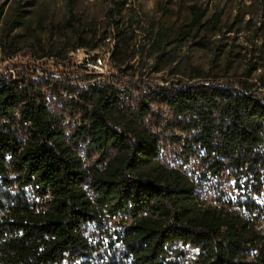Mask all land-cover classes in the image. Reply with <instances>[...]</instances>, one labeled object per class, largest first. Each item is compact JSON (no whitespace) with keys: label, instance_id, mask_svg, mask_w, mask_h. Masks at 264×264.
<instances>
[{"label":"trees","instance_id":"1","mask_svg":"<svg viewBox=\"0 0 264 264\" xmlns=\"http://www.w3.org/2000/svg\"><path fill=\"white\" fill-rule=\"evenodd\" d=\"M64 1L63 47L49 55L18 33L35 1L0 4V54L29 57L15 80L0 72V264H164L176 244L201 246V264H234L242 241L264 243L251 221L264 222V20L192 4L179 27L166 8L146 25L131 0H107L101 32ZM107 41L113 81L81 85L38 65L68 68ZM149 69L164 85L141 80Z\"/></svg>","mask_w":264,"mask_h":264},{"label":"rangeland","instance_id":"2","mask_svg":"<svg viewBox=\"0 0 264 264\" xmlns=\"http://www.w3.org/2000/svg\"><path fill=\"white\" fill-rule=\"evenodd\" d=\"M30 0H0V4L6 3H26ZM34 4L31 7L28 20L19 30V36L23 45L34 47L35 54H43L51 52V49L58 44L61 48L60 36L63 35L62 26L68 17L69 4L64 0H34ZM107 0H76V7L78 11V19L85 21L87 25L96 24L99 27V31L104 30V13L107 7ZM140 10L142 17L147 25L149 22L157 17L160 8L169 9L172 12L170 18L166 20V23L173 26H181L183 21L188 15V7L192 4H197L208 9V12L212 14L215 11H221L225 20H232L238 10H242L246 13H252L257 17L258 21L264 20V0H131ZM86 29V28H85ZM91 32L90 28L87 27ZM92 34V33H89ZM70 37V36H69ZM91 37V35H89ZM140 39L143 36L139 37ZM72 39V44H77L76 39ZM247 39L242 37L240 43L248 45L249 49L252 46L251 43L246 42ZM23 46V47H24ZM113 44L109 41L104 43L97 51L89 52L86 49L77 50L72 56V66L65 68L64 66L56 67L53 61H42L39 64L45 65V69L48 70V74L54 78H67L72 77L73 81L81 85H88L94 81H111L117 76V71L108 64L109 52ZM45 51V52H44ZM90 55V56H88ZM181 57L186 60L193 59L194 63L207 67L210 61L207 53L201 52H188L184 49L181 53ZM102 60L103 65L99 68H95V64L92 59ZM29 57L25 56L23 52L20 56L9 59L4 58L0 54V72L4 74H11L13 80H15L18 69L17 65L27 62ZM150 63L149 65H151ZM77 67H80L78 69ZM84 70H89V74H86ZM92 71H96L100 76L92 75ZM140 71L141 80L144 83L152 85H164V80L168 78L167 74H155L151 72V69ZM97 77V78H96ZM264 196V194H263ZM236 202H240L243 199L232 196ZM253 201V200H250ZM255 203L264 208V197L254 199ZM110 226L116 227L115 224ZM115 229V228H114Z\"/></svg>","mask_w":264,"mask_h":264},{"label":"built area","instance_id":"3","mask_svg":"<svg viewBox=\"0 0 264 264\" xmlns=\"http://www.w3.org/2000/svg\"><path fill=\"white\" fill-rule=\"evenodd\" d=\"M90 56V55H88ZM95 68H99V66L103 65V61L97 60L94 63ZM251 221L254 223L253 228H260V235H264V222H260L256 216L251 218ZM183 246L184 245H169L167 249V253H173L164 260V264H183V263H196L201 264L204 260V249L201 246H191L195 247V254H184L183 253ZM261 249H263V245H259V249H251V248H244L242 244V252H249L251 255V261H258L261 258ZM108 262H111L110 257H106ZM237 259V255L235 257ZM239 260V259H238ZM133 258H130V262L128 264H134ZM88 264H97L90 261Z\"/></svg>","mask_w":264,"mask_h":264},{"label":"bare ground","instance_id":"4","mask_svg":"<svg viewBox=\"0 0 264 264\" xmlns=\"http://www.w3.org/2000/svg\"><path fill=\"white\" fill-rule=\"evenodd\" d=\"M262 210V209H261ZM256 212V211H255ZM234 215V214H233ZM241 216V215H240ZM244 218V217H243ZM247 219V217H246ZM249 224V223H248ZM247 225V224H245ZM244 225V226H245ZM243 226V227H244ZM246 228V227H245ZM244 229V228H243ZM249 230V229H248ZM255 231V234L258 237H263L264 235H260V228H254L253 229ZM249 232V231H248ZM249 234V233H248ZM248 237V236H247ZM251 237V236H250ZM256 237V236H255ZM261 239V238H260ZM254 240V239H253ZM252 241V240H251ZM247 242V241H246ZM240 243V242H239ZM242 244L244 246V248H251V249H259V245H263L264 243L261 240H255L254 242H248V243H244L243 241L239 244L238 248L236 249V253H237V259H233L234 260V264H256L258 263V261H251V255L249 254V252H242ZM179 245V244H176ZM169 245H166L165 248L166 250L168 249ZM236 247V246H235ZM208 251V250H207ZM262 252V249H261ZM264 252V251H263ZM262 252V253H263ZM183 253L184 254H195V247H190V246H183ZM233 253V254H236ZM261 253V255H262ZM208 254V253H207ZM110 255V254H109ZM108 256V255H107ZM106 256V257H107ZM205 251H204V257H205ZM106 257H102L100 259H97L96 261H93L94 263L97 264H128V262H130V259L127 258H121L117 257L114 259H111V262H108ZM111 257V256H109ZM115 257V256H114ZM208 257V256H207ZM239 259V260H238ZM219 260V259H218ZM217 260V262H218ZM232 260V261H233ZM229 262V261H228ZM214 263V262H213ZM183 264H196V263H183ZM215 264V263H214ZM228 264V263H227Z\"/></svg>","mask_w":264,"mask_h":264}]
</instances>
